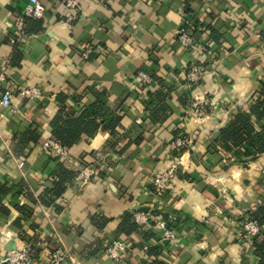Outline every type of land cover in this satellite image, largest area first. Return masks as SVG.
<instances>
[{"label":"crops","instance_id":"0c3cea01","mask_svg":"<svg viewBox=\"0 0 264 264\" xmlns=\"http://www.w3.org/2000/svg\"><path fill=\"white\" fill-rule=\"evenodd\" d=\"M41 1V30L14 44L26 0H0V64L14 57L6 83L12 106L0 107V258L13 240L33 249V264H50L57 248L70 255L63 264H152L145 248L152 245L169 264H262L240 228L249 208L264 203V152H229L219 137L264 85V0H79L75 9ZM182 27L204 48L183 51ZM198 61L206 70L187 86L186 67ZM142 70L155 82L138 84ZM22 85L45 93L31 100ZM195 95L210 102L202 119L188 110ZM99 103L108 111L93 137L83 133L65 158L44 152L63 106L78 116ZM28 130L37 140L16 147ZM179 136L191 146L171 187L156 194L152 180ZM59 164L77 173L60 196L41 203ZM83 169L92 173L87 182L76 180ZM138 211L151 223L132 236L119 233L126 213ZM102 216L105 223L93 221ZM160 220L174 238L163 237ZM111 238L127 244L120 261L106 254Z\"/></svg>","mask_w":264,"mask_h":264},{"label":"built area","instance_id":"2783aa9c","mask_svg":"<svg viewBox=\"0 0 264 264\" xmlns=\"http://www.w3.org/2000/svg\"><path fill=\"white\" fill-rule=\"evenodd\" d=\"M109 1V0H108ZM66 6L75 9L79 6V0H66ZM46 8L41 0H26L23 8V13L17 19L19 26L17 34L11 39L14 44L22 43L27 33L25 32V18L30 17L34 19H42L44 17ZM178 42L182 50L187 51L194 46L200 45L194 36V33L186 27H182L178 34ZM91 52L90 48L85 49L82 53V58L86 59ZM12 55L2 59L0 64V107L8 108L12 106L13 90L6 85L12 65ZM206 68L202 61H198L186 67L185 83L187 86L196 85ZM135 80L138 84H151L155 79L146 71H139L135 75ZM20 93L31 100L41 97L45 93V89L40 86L22 85ZM210 102L207 98H202L200 95L192 97L188 105L189 113L196 119L204 118L209 112ZM191 146V140L188 136L176 137L171 142L172 154L165 168L158 173L152 180L153 192L162 194L165 190L171 187L180 172V165L183 153ZM44 152L48 156L65 158L69 155L68 148L64 147L59 141L53 137L46 138L43 142ZM92 173H88L86 169L78 172L76 176L77 181L87 182ZM257 206L249 208V212L256 209ZM134 220L138 225H149L152 221L147 212L138 211L134 213ZM157 227L165 228L163 237L166 239L174 238L173 230L168 226L167 221L160 220L156 223ZM242 237L247 241L248 245L254 247L255 238L264 235V226H261L258 220L248 217L243 221L240 228ZM15 246L0 258V264H33V249L29 246H20L15 241ZM147 249V247H145ZM127 252V244L122 240H114L106 249V254L115 261H120ZM66 258H70L67 251L62 248L54 250L50 256V264H63ZM73 264H77L75 261Z\"/></svg>","mask_w":264,"mask_h":264},{"label":"trees","instance_id":"16d2710c","mask_svg":"<svg viewBox=\"0 0 264 264\" xmlns=\"http://www.w3.org/2000/svg\"><path fill=\"white\" fill-rule=\"evenodd\" d=\"M38 20L40 19L26 17L25 32L34 33L35 31H40L41 23L38 22ZM196 23L194 25L195 28L198 29L199 25ZM195 35L196 32H194V36ZM11 63L14 65V57H12ZM107 111L108 108L104 104L99 103L95 113H91L85 109L80 115L74 116V114L69 112L67 107L63 106L51 121L53 138L59 141L64 147L70 148L83 133L93 137L99 128L97 118L105 115ZM114 125L115 121L111 124V128ZM37 138L38 137L34 135L32 130H28L22 134L16 147L17 145L25 147L28 140L33 139L36 141ZM219 141L222 143L223 148L229 152L243 146L252 147L257 153L264 152V85L261 90L256 93V99L251 102L249 109L240 111L234 117L228 128L221 132ZM57 167L59 171L56 174L57 179L54 181L53 186L47 188L44 195L39 198L41 203L50 204L52 202L47 200V195L50 197L60 196L65 191L66 182L74 178L77 173L68 170L61 164ZM249 217L258 220L260 225L264 226V203L258 205L254 211L250 212ZM96 218H100L104 223L107 221L103 216L94 217L93 221H95ZM118 232L126 236L140 233V226L135 222L134 214L126 213L118 226ZM147 236L145 232L141 233V242L143 244L145 242L144 240H148L150 237V235ZM114 240L116 239L113 238L111 242ZM254 249L261 263L264 264V235L255 238ZM147 253L149 256L155 257L152 264H169L167 261L160 258L161 251L159 247L152 245L147 248Z\"/></svg>","mask_w":264,"mask_h":264},{"label":"water","instance_id":"95a60500","mask_svg":"<svg viewBox=\"0 0 264 264\" xmlns=\"http://www.w3.org/2000/svg\"><path fill=\"white\" fill-rule=\"evenodd\" d=\"M14 246H15L14 241H13V240H10V241L7 243V247H6L7 251H9V250H11L12 248H14Z\"/></svg>","mask_w":264,"mask_h":264}]
</instances>
